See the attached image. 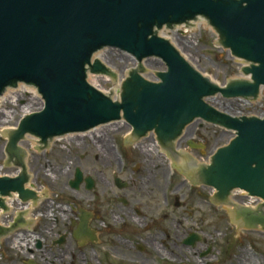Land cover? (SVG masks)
<instances>
[{
  "label": "water",
  "instance_id": "95a60500",
  "mask_svg": "<svg viewBox=\"0 0 264 264\" xmlns=\"http://www.w3.org/2000/svg\"><path fill=\"white\" fill-rule=\"evenodd\" d=\"M199 18L218 34L215 46L248 64L241 67V79L218 84L159 36L164 28L190 26ZM106 49L130 54L138 63L117 100L112 91L105 94L88 81L89 74L118 79L96 57ZM148 60L165 65L162 72L154 71L153 82L146 78ZM20 84L38 89L44 106L15 129L2 131L8 140L5 166L19 171L0 177L2 210L8 211L4 198L13 194L23 203L38 198L27 187L28 153L22 144L28 136L40 145L34 142L33 149L42 151L57 138L124 120L132 130L131 144L153 135L190 183L214 190L213 203L232 208L236 228L264 230V116L231 115L211 104L220 96L254 103L264 92V0H0V98ZM199 120L234 134L209 164L178 150L188 126ZM75 177L72 188L79 190L83 182L95 188L80 168ZM236 190L262 201L255 209L235 204ZM86 225L81 232L87 233ZM7 232L0 227V238Z\"/></svg>",
  "mask_w": 264,
  "mask_h": 264
},
{
  "label": "rangeland",
  "instance_id": "374dc122",
  "mask_svg": "<svg viewBox=\"0 0 264 264\" xmlns=\"http://www.w3.org/2000/svg\"><path fill=\"white\" fill-rule=\"evenodd\" d=\"M192 26L194 29L189 27L190 31L178 30L172 33V42L181 51L182 55L196 69L218 84L226 85L231 79L241 78L242 61L232 58L230 51L215 46L218 35L216 32L211 31L212 27L209 24L198 22H195ZM97 56L105 64H108L119 78L114 81L98 77L94 85L106 93L112 91L113 97L118 98L120 88H117L116 85L119 84L120 86L130 69L135 67L137 63L130 55L128 56L117 50L101 51ZM145 66L148 73L146 76L151 81L156 79L155 72L165 69L164 63L159 60H148ZM10 91L14 92V97L7 98L6 96L0 101V167L6 160L5 148L7 143L6 138H3L2 131L17 127L22 116L27 114L26 111H39L43 104L40 96L36 98L37 96L26 94L19 88ZM211 103L220 111L229 114L242 116H260L264 114V93L259 103H254V105L244 100H226L221 96L212 100ZM116 126L121 131L115 132L113 129L99 128L95 134L57 140L53 143L54 146L42 151L33 149L34 138H27L24 146L29 152L28 166L33 169L31 171L33 185L36 189L44 192V195L48 194L50 197L49 200L45 199V204L42 206V208L49 207V210L51 209L42 218L43 230L51 227L55 217L60 215L58 209L70 213L73 198L70 195L76 196L77 194L79 197L85 196L89 199L87 193L80 191L119 188L115 185L116 179H120L121 182L125 181L127 183L126 187L158 184L161 187L157 190L159 201L155 206L160 210V205H163L164 202L162 195L164 185L167 184L169 193L171 191L173 193L171 194L173 198L172 211L175 218H172V220H176V225L170 229V236L164 241L166 250L169 253L176 256L179 261L182 260L188 264H203L194 258H196L197 253L204 251L207 246H212L211 256L237 255L238 258L242 256L245 264L251 261H254L253 264H257V262L264 264L263 230L246 232L241 228H236V225L231 222L230 216L223 208L221 210L219 207L210 204V200H208L210 195L207 191H202L205 195L202 202L195 194H191L187 183L179 191L177 186L180 182L188 181L183 179L180 172L173 170L171 161L162 154L159 147L153 145L154 142L149 138L133 146L127 145V143L123 144L122 139H126L129 129L123 124H117ZM233 137L231 132L223 128L208 126L202 122L189 126L185 135L187 142L193 141L198 144H205L206 147L203 148V151L192 152L198 159L209 158L216 150L227 145ZM185 146L184 143L182 147L185 148ZM105 152L111 155V160H102L106 154ZM97 156H99V160H96ZM146 160L150 164L149 167ZM79 168L83 171L85 177H93L95 181L94 189L88 190L85 183L80 186V190L70 187V182L75 179V172ZM5 172L12 173L13 171L9 172L8 170ZM58 194L60 196L57 199L56 195ZM101 196L102 192L98 191L97 198L99 201ZM81 197L78 199L81 200L82 207L89 208V203L84 202ZM175 197H185L184 207L179 208L175 205ZM235 200L240 203L244 202L243 197L239 195L235 197ZM54 201L60 202L62 207L57 208ZM177 222H182V224L179 226ZM52 228L55 227L52 225ZM182 228L187 231L196 230L201 232L205 240L204 244L202 246L197 245L194 249L181 247L179 239L183 234L179 230ZM61 229L60 224L53 232ZM22 235L23 242L25 236L23 233ZM12 241L13 238L0 242V264H26L32 255L30 245H27L24 241L23 245H19V243L16 248H13L11 246ZM70 243L69 251H74V254L78 253L80 251L78 246L73 242ZM60 246L49 245L44 254L52 258V251L57 253H62L61 250L65 251V247ZM83 250L88 252L90 247ZM98 250L105 254L108 253L109 247L104 243L103 246L98 247ZM40 255L41 253L38 252L33 256L37 260ZM144 256L147 259V264H158L159 255L155 252L149 250ZM186 258H189V260H186Z\"/></svg>",
  "mask_w": 264,
  "mask_h": 264
},
{
  "label": "flooded vegetation",
  "instance_id": "af4514ba",
  "mask_svg": "<svg viewBox=\"0 0 264 264\" xmlns=\"http://www.w3.org/2000/svg\"><path fill=\"white\" fill-rule=\"evenodd\" d=\"M105 129H113L115 132L121 131L116 125L107 126ZM78 137L83 136L78 135ZM186 140V138L181 140L179 146L183 148L182 145L185 143V149L188 150L190 144ZM204 145V143L203 145L198 144L197 149H192V151L201 152L206 147ZM96 160H99V156L96 157ZM102 160H111V155L106 153ZM146 162L149 167V162L147 160ZM30 170L33 171V169ZM186 183L189 185L191 194H195L201 202L205 198L202 191H207L210 195V204H213L212 193L204 186L180 182L177 186L178 190H182ZM115 185L119 188L80 191L88 194L89 199L85 196L80 197L84 199V202L89 203V208L82 207L81 200L78 199L80 198L79 195H70L73 197L70 213L58 209L61 216H56L51 227L46 230H43L42 218L51 209L49 210V207L42 208V206L45 204V199H50L48 194L37 195L36 207L30 208L28 206L29 213L25 217L21 216L19 202L13 200L12 209L0 213V225L3 228L13 230L12 238L14 241H22L23 233L26 244L30 245L31 253L33 255L38 252L41 253L33 264H147L144 255L149 250L159 255L158 264H188L185 261H179L176 256L166 250L164 245V241L170 236L171 227L176 225V220H172L175 218L172 211L173 198L171 194L173 193L172 191L169 193L167 184L164 185L162 193L164 202L163 205H160V210L155 206L159 201L157 190L161 187L158 184L124 188H120L117 183ZM98 191L102 192L100 201L97 198ZM56 196L58 199L60 195ZM174 199L176 206L184 207L185 197H175ZM54 204L57 205V208L62 207L60 202L54 201ZM213 205L219 207L215 203ZM219 208L222 210L221 207ZM224 211L232 221L230 210L225 209ZM22 212L24 213L25 210ZM21 223H24L25 226L23 229H18ZM84 223H87V233L80 231ZM60 224L62 229L53 232ZM177 224L180 226L182 222H177ZM52 225L55 227L54 229ZM179 232L183 234L179 239L181 247L194 249L195 246H202L205 242L202 233L199 231H187L182 228ZM62 238L65 239V245L60 247L64 246L65 251L61 250L62 253L56 251L51 253L50 251L53 257L46 256L44 253L48 250L49 245L59 246L58 242ZM70 242L78 246L80 249L78 253L74 254V251H69ZM104 243L109 247L108 253L105 254L98 250V247L103 246ZM87 247H90V251L85 252L83 249ZM212 250V246H207L204 251L197 253L194 259L203 264H245L242 256L239 257L240 259L237 255L211 256ZM253 263L254 261H251L247 264ZM26 264L31 263L27 261ZM257 264L259 263L257 262Z\"/></svg>",
  "mask_w": 264,
  "mask_h": 264
},
{
  "label": "bare ground",
  "instance_id": "6f19581e",
  "mask_svg": "<svg viewBox=\"0 0 264 264\" xmlns=\"http://www.w3.org/2000/svg\"><path fill=\"white\" fill-rule=\"evenodd\" d=\"M181 30H185V31H188L189 30V28L188 27H185V26H183V28H180ZM190 31V30H189ZM165 33L166 32H164V34H162L163 36H165ZM167 37V36H166ZM97 78H98V76H90V78H89V82H90V84H92V85H94L95 83H96V81H97ZM120 82V81H119ZM117 86V88H120V86H119V84H117L116 85ZM19 90H22V91H24L26 94H30V95H33L34 97H36V98H38L39 96L38 95H36V89H34V88H31V89H28V88H26L24 85H22V86H20V88H19ZM10 93V95L7 93V98H9L10 96H12V97H14L13 96V94H14V92H12V91H9ZM9 95V96H8ZM4 99V98H3ZM3 99H0V101L1 100H3ZM13 100H15V98H13ZM27 113H30V112H28V111H26ZM97 135V134H96ZM57 140V139H56ZM154 143H153V145H155L156 146V141H153ZM106 153V152H105ZM39 195H44V192H42V191H40L39 190ZM14 197H16V195H14ZM12 206V205H11ZM19 207L20 208H23L22 206H21V204L19 203ZM25 208V207H24ZM27 209H28V207H27ZM23 211L25 210V209H22ZM25 241V240H24ZM23 241V242H24ZM21 240H20V244L19 245H23L22 243H23ZM25 243V242H24Z\"/></svg>",
  "mask_w": 264,
  "mask_h": 264
}]
</instances>
